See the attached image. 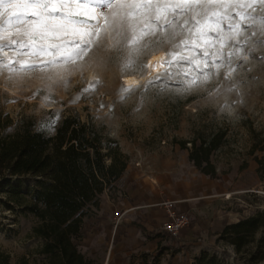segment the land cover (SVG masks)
<instances>
[{
  "label": "rangeland",
  "instance_id": "obj_1",
  "mask_svg": "<svg viewBox=\"0 0 264 264\" xmlns=\"http://www.w3.org/2000/svg\"><path fill=\"white\" fill-rule=\"evenodd\" d=\"M235 11L256 19L240 16L225 21L234 26L225 27V36L235 39L225 40L223 47L212 41L208 51L219 49V53L207 57L208 67L193 69L188 77L156 80L162 67L154 72L150 67L122 72L121 57L127 50L122 43L117 45L120 37L115 33L103 32L74 61L58 62L43 71L0 70V111L15 119L20 113L41 117L49 109L60 115L78 113L117 140L128 157L115 197L107 196L100 209L85 216L83 233L76 239L92 264H131L143 253L152 259L157 256L159 264H199L204 253L206 264L212 255L213 264H234L235 259L238 264H264V259L251 260L261 247L262 229L239 253L220 238L226 224L264 209V24L260 21L264 2L250 0ZM190 17L185 14L180 20ZM170 46L145 52L137 65L148 64L156 52L169 59ZM200 51L191 54L199 57ZM5 56L17 67L18 60L39 63L36 56L15 51L6 50ZM126 75L138 78L137 83H126ZM192 77L196 80L189 87ZM121 85L136 87L121 99ZM219 129L226 135L211 155L216 168L211 177L193 165L188 147L194 137ZM178 140H185L187 148ZM164 198L173 199L190 216V224L178 236L162 228ZM34 223L31 215L16 219L0 203V251L9 254L11 264L23 256L41 263L42 256L36 253L41 241L32 235Z\"/></svg>",
  "mask_w": 264,
  "mask_h": 264
},
{
  "label": "trees",
  "instance_id": "obj_2",
  "mask_svg": "<svg viewBox=\"0 0 264 264\" xmlns=\"http://www.w3.org/2000/svg\"><path fill=\"white\" fill-rule=\"evenodd\" d=\"M225 135L219 129L191 139L189 159L200 172L216 176L211 155ZM178 142L187 148L185 140ZM127 165L117 140L78 113L60 115L49 109L41 117L20 113L15 119L0 111V203L16 219L34 218L32 235L41 241L36 250L42 256L40 264H92L76 239L83 233L85 216L100 209L107 196L115 197ZM260 229L264 231V209L226 224L220 238L239 253ZM258 243L261 247L252 261L264 259V233ZM205 255L199 264H206ZM9 258L0 251V264H11ZM215 260L212 255L208 264ZM15 264L37 263L23 256ZM131 264L159 262L157 256L143 253Z\"/></svg>",
  "mask_w": 264,
  "mask_h": 264
},
{
  "label": "snow or ice",
  "instance_id": "obj_3",
  "mask_svg": "<svg viewBox=\"0 0 264 264\" xmlns=\"http://www.w3.org/2000/svg\"><path fill=\"white\" fill-rule=\"evenodd\" d=\"M248 3L250 0H0V70L43 71L58 62L74 61L85 54L103 32L105 35L115 33L120 37L117 45L122 43L127 50L121 57L122 72L155 67L137 65V58L167 44L171 45L166 52L169 59L157 62L162 71L155 79L171 81L178 76L188 77L193 69L202 71V66L208 67L207 57L219 53V49L215 53L208 51L213 47L212 41H220L223 47L225 40L235 39L233 35L225 36V27L229 30L234 27L231 23L225 25V21L240 16L245 20L256 19L249 13L235 11ZM81 8L87 11H78ZM189 13L191 22L180 20ZM260 21L264 24V17ZM177 37H180L179 42L173 43ZM197 48L201 50L199 57L191 54ZM24 49L27 51H22ZM6 50L25 57L36 56L39 63L18 60L15 62L18 67L14 66L5 56ZM184 51L189 54L184 55ZM195 80L196 77H192L188 86ZM179 82L184 83V80ZM135 87L121 85L118 93L121 99Z\"/></svg>",
  "mask_w": 264,
  "mask_h": 264
},
{
  "label": "built area",
  "instance_id": "obj_4",
  "mask_svg": "<svg viewBox=\"0 0 264 264\" xmlns=\"http://www.w3.org/2000/svg\"><path fill=\"white\" fill-rule=\"evenodd\" d=\"M160 207L165 215L162 228L170 235L178 236L190 224L188 212L178 209L173 199L164 198L160 201ZM115 214L119 215V212Z\"/></svg>",
  "mask_w": 264,
  "mask_h": 264
},
{
  "label": "bare ground",
  "instance_id": "obj_5",
  "mask_svg": "<svg viewBox=\"0 0 264 264\" xmlns=\"http://www.w3.org/2000/svg\"><path fill=\"white\" fill-rule=\"evenodd\" d=\"M161 60H163V53H161V52H156V53H153L150 55V57L148 59V64L155 66V67H150L151 72L157 71L161 68V66L157 63L158 61H161ZM124 80L128 84H132V83H137L138 78H136L133 75H126L124 77Z\"/></svg>",
  "mask_w": 264,
  "mask_h": 264
},
{
  "label": "crops",
  "instance_id": "obj_6",
  "mask_svg": "<svg viewBox=\"0 0 264 264\" xmlns=\"http://www.w3.org/2000/svg\"><path fill=\"white\" fill-rule=\"evenodd\" d=\"M182 207H183V206H182ZM182 207L180 208V210L183 209ZM225 224H226V223H225Z\"/></svg>",
  "mask_w": 264,
  "mask_h": 264
}]
</instances>
